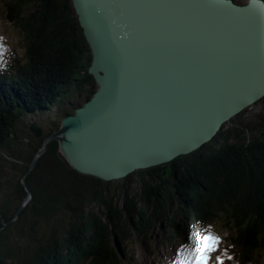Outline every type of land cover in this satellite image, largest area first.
Here are the masks:
<instances>
[{"label":"trees","instance_id":"16d2710c","mask_svg":"<svg viewBox=\"0 0 264 264\" xmlns=\"http://www.w3.org/2000/svg\"><path fill=\"white\" fill-rule=\"evenodd\" d=\"M0 2L7 19L21 29L25 48L11 66L14 72L0 73V264H129L119 246L128 237V219L144 240L159 222L165 234L177 230L180 221L184 231L190 222L202 227L219 222L228 230L218 254L224 264H264V133L247 141L237 129L222 130L200 150L136 172L151 178L144 194L153 208L148 218L140 213L138 220L130 201L125 207L116 205L120 181L112 184L80 173L57 139L48 142L30 172L45 141L65 118L51 111L78 96L88 101L98 88L90 73L93 53L72 0ZM72 113L65 110L66 116ZM38 114L55 119L54 126L35 121ZM26 122L35 135L22 149L25 154L15 153ZM219 139L222 143L216 146ZM9 160L22 179L8 193L2 184ZM24 179L33 198L16 217L29 197ZM91 205L101 211L86 213ZM169 206L173 217L167 213ZM62 216L69 217L68 237L39 233L42 220Z\"/></svg>","mask_w":264,"mask_h":264},{"label":"water","instance_id":"95a60500","mask_svg":"<svg viewBox=\"0 0 264 264\" xmlns=\"http://www.w3.org/2000/svg\"><path fill=\"white\" fill-rule=\"evenodd\" d=\"M72 2L98 88L30 172L57 139L80 173L124 179L204 148L264 98V0Z\"/></svg>","mask_w":264,"mask_h":264},{"label":"rangeland","instance_id":"374dc122","mask_svg":"<svg viewBox=\"0 0 264 264\" xmlns=\"http://www.w3.org/2000/svg\"><path fill=\"white\" fill-rule=\"evenodd\" d=\"M235 1L237 3L246 4L249 0ZM73 9L75 11V8ZM23 41L24 38L21 29L7 19L4 6L0 2V45H3L4 49L3 59L0 61V73L14 72L11 66L17 58H22L25 52ZM94 87H98L97 83H95ZM85 102V96L75 97L62 108L55 107V109L51 111V114L64 118L66 117V109L71 108L75 112L76 108L83 105ZM51 118L52 117L48 115L41 114L34 117L35 121L40 122V124H43L47 128L54 126L55 119ZM262 124H264V98L234 117L231 122H228L224 126L223 130L229 128L237 129L242 136H245L247 141H251L255 137L262 136L264 133V127H260ZM34 135L35 132L31 129V126L27 125V122L23 123L19 130V139L21 142L14 145L13 152H22V154H25V151H22V149H25L30 140L33 139ZM220 143H222V139H219V142H215V145L218 146ZM13 152L9 153L10 156H12ZM4 171L2 187H4L5 192L9 193L22 179V174L13 167L10 160L4 163ZM150 180L151 178L149 175L144 177L136 173L127 178L118 180L122 184V187L119 196L116 198V205L125 207L126 201H130L131 212L135 220L139 219L140 213H143L148 218L153 212V208L146 204L144 194V185L147 182H150ZM115 181L117 180L111 181L112 184ZM176 205L178 206L177 203ZM93 209H95L96 212L101 211L100 208H95L94 205H91L87 208L86 213H89V211ZM167 213L171 217L174 216L171 206L167 209ZM130 221L131 220L128 219L129 225L126 228L124 227L125 231L128 232V237L122 241V248L125 250L122 254L129 264H172L175 259L176 250L180 245L189 243L187 239L189 234L192 232L201 233L204 230H210L220 237L218 249L216 252L212 253L210 262V264H215V258L224 246L223 239L228 235V230L219 222L209 224L205 227L190 222L184 231V225L180 221L177 224V230L172 229L166 234L163 226L164 223L159 222L150 231L149 239L144 240L138 236L136 229H134ZM38 226L39 233L41 235L45 233V236L48 238L50 236H56L57 238L62 239L69 235L65 232L67 228H70L69 217L66 216L57 217L51 220H42ZM178 233H183L185 238L182 239L181 237H176ZM19 235L20 234L18 233V237L21 238ZM26 239L27 241H33L32 237L28 235H26Z\"/></svg>","mask_w":264,"mask_h":264},{"label":"snow or ice","instance_id":"6c2138e0","mask_svg":"<svg viewBox=\"0 0 264 264\" xmlns=\"http://www.w3.org/2000/svg\"><path fill=\"white\" fill-rule=\"evenodd\" d=\"M3 52V45H0V61ZM187 239L189 243L180 245L172 264H210L212 253L218 249L220 237L210 230H204L201 233L192 232ZM215 259L216 264H224L223 257L216 256Z\"/></svg>","mask_w":264,"mask_h":264},{"label":"bare ground","instance_id":"6f19581e","mask_svg":"<svg viewBox=\"0 0 264 264\" xmlns=\"http://www.w3.org/2000/svg\"><path fill=\"white\" fill-rule=\"evenodd\" d=\"M60 128H61V127H60ZM61 136H64V134L62 133ZM40 156H41V155H39V157H40Z\"/></svg>","mask_w":264,"mask_h":264},{"label":"flooded vegetation","instance_id":"af4514ba","mask_svg":"<svg viewBox=\"0 0 264 264\" xmlns=\"http://www.w3.org/2000/svg\"><path fill=\"white\" fill-rule=\"evenodd\" d=\"M119 246L122 248V244L120 243Z\"/></svg>","mask_w":264,"mask_h":264}]
</instances>
